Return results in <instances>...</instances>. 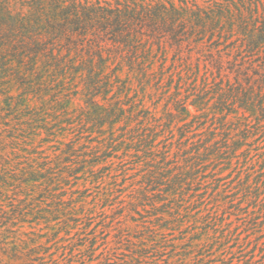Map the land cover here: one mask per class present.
I'll list each match as a JSON object with an SVG mask.
<instances>
[{"label": "rangeland", "instance_id": "rangeland-1", "mask_svg": "<svg viewBox=\"0 0 264 264\" xmlns=\"http://www.w3.org/2000/svg\"><path fill=\"white\" fill-rule=\"evenodd\" d=\"M97 1L181 22L100 53L98 25L59 26ZM252 1L0 0V264H264Z\"/></svg>", "mask_w": 264, "mask_h": 264}, {"label": "trees", "instance_id": "trees-1", "mask_svg": "<svg viewBox=\"0 0 264 264\" xmlns=\"http://www.w3.org/2000/svg\"><path fill=\"white\" fill-rule=\"evenodd\" d=\"M247 1L253 2L252 0ZM256 1L260 2L259 0ZM58 6L63 18V20L59 23V26L63 30H65L71 23L73 29H70V31H78L79 33L84 32L85 34L87 30H93V24L98 25L94 28L95 31H97L94 34H96L99 38L96 44V50L100 53L103 47L101 46V42L104 41V37L106 40L111 38L113 42L122 43L123 45L130 44V41L135 38L136 32L142 33L141 28L143 25H140L141 17L149 18L147 26L152 32L157 30V27L159 26H161L159 28L165 27L167 19H169V23L171 25L181 22V20H178V17L176 16L179 12L172 4L169 8H167L165 5L157 3L153 6H149L147 3H135L133 10L121 8L119 6V2H116L114 6H111L109 3H107V5H102L99 1L95 4L86 3L85 5H81L79 7L75 4L65 6L60 3ZM196 8L197 11L194 12L201 11V8ZM250 9H252V6H250ZM202 12L205 16H209L206 11ZM155 19H158L160 22L156 24ZM88 25L90 27H88ZM157 32L160 33V31ZM259 33H261V37H258L257 40L254 37H251L248 41V47L250 49L252 47L256 48L259 46L258 42H262L264 40V37H262L264 29H259ZM108 34H111V37H106ZM127 46V50H131L130 46ZM101 57L102 55L100 54L99 58Z\"/></svg>", "mask_w": 264, "mask_h": 264}]
</instances>
